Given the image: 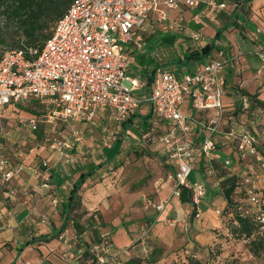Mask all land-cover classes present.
<instances>
[{
	"label": "built area",
	"instance_id": "1",
	"mask_svg": "<svg viewBox=\"0 0 264 264\" xmlns=\"http://www.w3.org/2000/svg\"><path fill=\"white\" fill-rule=\"evenodd\" d=\"M202 1L205 0H74L37 57H28V53L37 54L33 49L0 48V186L35 170L4 154L3 111L10 103L20 106L39 100L48 104L44 116L20 120L33 130L41 122H67L82 117L90 120L102 109H110L116 121L124 122L143 103H148L154 120L162 126L157 151L168 169L167 181L172 183L170 197L180 198L184 189L189 190L195 216L199 218L208 185L190 177L198 164L207 178L216 176L215 162L221 161L230 169L227 176L236 175V191L245 194L250 207L245 213L251 208L257 210L264 229L263 194L251 185L249 176L256 162L264 166V130L259 126L264 125V120L259 123L260 105L247 95H240L239 106L231 104L230 113L225 105L223 71L233 57H226L221 51L218 58L180 73L160 67L144 94L140 93L144 83L132 73L134 56L129 47L134 43L138 49L143 48L142 31L152 13L157 11L160 21H168L169 12L196 8ZM211 2L212 7H225L224 3ZM259 31H251L250 38L257 40ZM191 38L199 43L205 40V35L197 30ZM257 54L264 67L263 46ZM187 99L193 111L190 115L181 110ZM237 107L239 115L234 114ZM240 115L253 117L261 131L247 130ZM149 135L147 132L144 137ZM81 139L80 133L74 131L71 139H54L50 147L59 156V162L62 158L72 162L75 160L72 151ZM224 148L236 154V161L222 157L220 150ZM244 165L248 171L237 176V170ZM42 166L44 173L55 168L47 167L46 161ZM41 177L42 186L50 188V176ZM217 180L220 184L221 179ZM51 200L55 208L62 201L58 196ZM167 203L166 200L153 206L162 212ZM216 213L220 215L222 211L218 209ZM88 249L91 254L88 264H128L127 259L121 258L130 255L128 248H117L105 233L89 242Z\"/></svg>",
	"mask_w": 264,
	"mask_h": 264
},
{
	"label": "rangeland",
	"instance_id": "2",
	"mask_svg": "<svg viewBox=\"0 0 264 264\" xmlns=\"http://www.w3.org/2000/svg\"><path fill=\"white\" fill-rule=\"evenodd\" d=\"M219 2V0H214L216 4H219ZM189 9L183 8L177 18L178 20L173 19L172 21H160L159 12L155 11L152 13L151 21L145 26V30L148 33L155 31L166 32V29L171 25L172 27L168 28L169 33L179 35L174 44L170 46L162 45L161 48L153 52L156 59L166 60L170 57H178L183 54L184 48L187 50L191 44L195 43L193 47L200 48L203 43L211 41L207 36L216 33L215 26L204 29V35L207 36H205L204 41L199 43L194 42L187 35H192L194 31L198 30V27L194 24L191 27H187V22L190 21V18H186L184 12ZM239 16L244 17L241 10H239ZM7 23L6 17L1 15L0 33L14 29V25H7ZM248 24L249 27L253 26L250 22ZM235 29H232L231 32ZM235 37L243 51L253 50V43L242 38L240 33L235 34ZM169 53H171V56H169ZM244 56H248V54ZM249 57L251 58V63H249L251 68L247 70L250 71L248 75L251 76L253 81L262 80L264 78V67H262L260 59L253 52L249 53ZM257 71L260 75L257 74ZM234 81L235 77H229L228 86L231 87ZM250 87L254 88L253 82H251ZM254 94H259L264 100V86L261 87L260 92L258 91ZM228 98L229 96L225 95L224 102ZM31 101L25 105H20L21 107L10 103L3 111V118H6L3 122L5 129V138L3 139L4 154L10 156L13 161H23L34 169L43 168V162L46 161L47 167H58L59 170L68 172L71 166L83 165L87 167L90 164L103 162L117 154L113 160L105 161L104 166L87 183L88 186L86 188L94 185L96 188L99 186L98 184L102 183L103 187H107V189H104L107 191L101 198L99 205L94 208L91 207V210L85 209V213L80 218L85 244L98 240V236L105 233L109 237L112 236L116 243H122L125 246L120 248H128L130 251L128 257L140 259L141 264H161V253L160 255L155 253L158 257L157 259L160 258L158 262H148L149 256L155 252L154 249L158 248V250H161V247L162 252L164 250L163 258H166L165 264H186L185 259L186 255H188V249H191L192 253H196L198 258L206 264H264V256H257L251 252L249 247L250 239L235 237L229 232L221 203L223 201L224 188L221 187V182L218 185L214 183L215 180L220 178L222 171H219L216 177L210 176L209 179H206V176H204V179L200 171H193L190 177L193 181L204 179L203 181L207 182L208 192L202 200L201 210L205 212L208 208H212L215 211L218 209L222 211L220 215L216 213L223 221L222 227L212 230L217 234L220 241L215 240L208 247V250L203 246L189 248L186 243H179V241L170 246L168 242L159 238L155 230L154 220L148 218L150 211H154L156 215L159 213V210H155L154 203L166 200L169 202L174 197H170L171 191L169 188L167 196L159 199L160 193L167 186L166 175L168 169L161 157L156 153L159 147L157 139L155 141H144L142 119L135 118L129 129L125 130L123 122L116 121L111 111L102 109L96 117L90 120L82 117L67 122H41L38 129L33 130L22 124L20 120H26L33 115L44 116L48 104L45 101H40L39 105H33ZM259 104L261 105V111L258 115L260 123L264 120V103ZM140 110L141 114L148 113V105H143ZM181 110L189 115L193 113L189 99L182 105ZM252 118L250 116L244 122L247 130H251L252 123L256 125ZM259 126L264 130V125L259 124ZM74 131H78L82 137L81 141L78 142L77 149L74 148L72 151L75 160L67 162L65 158H62L59 162V156L54 153L50 145L54 139H71ZM118 146L119 151L116 153ZM262 148L264 154V147ZM30 157H33V163L30 161ZM246 165L237 170L239 172L237 176L248 171ZM249 176L252 177V186L257 189H264L262 184H260L261 186L259 185L260 180L264 182V166L256 162L255 168ZM69 177L71 176L69 175ZM22 178H14L4 186H0V189L2 192H10V196L16 195V187ZM241 179H243L242 176ZM86 188H84V192L87 190ZM47 194H51V192L49 191ZM21 195L25 196V194ZM234 198H240L244 201L245 196L241 192H235ZM85 201L87 203V199ZM177 203V199L175 203L171 202L168 205V209L158 214V217L164 221L167 211L174 207L180 209L181 206ZM243 205L249 208V204L246 201L243 202ZM189 209L192 213L193 206H190ZM166 224L173 230L166 233L171 236L172 240L183 238L187 235V231L182 228L184 224L181 227L178 224H174L173 221ZM224 229L229 234H224ZM262 232L263 230L260 229V233ZM80 250L79 261L81 264H87V257L84 254L85 248L82 246ZM69 252L75 254L74 248H71ZM71 257L70 264H77L76 256ZM63 259L67 260L66 257ZM46 264L53 263L46 262Z\"/></svg>",
	"mask_w": 264,
	"mask_h": 264
},
{
	"label": "crops",
	"instance_id": "3",
	"mask_svg": "<svg viewBox=\"0 0 264 264\" xmlns=\"http://www.w3.org/2000/svg\"><path fill=\"white\" fill-rule=\"evenodd\" d=\"M219 1V4L224 3L225 7H212L210 4L211 0H205L202 1L198 7L190 8L184 13L186 18H190V21L187 22V27H191V25L194 24L198 27L199 31L203 32V34L204 29L210 28V26H215L216 32L224 29L222 38L217 40V48L204 60V62L213 58H218L221 51L224 52L226 57H233V59H230L226 64L223 71V75L226 79L225 95L229 96L225 105L230 113L232 103L236 106L239 105L238 100L240 94L237 93L239 89L254 94L258 91L260 92L261 87L264 86V78L262 80L253 81L251 76L248 75V72L250 71H247L251 68L249 65V63H251L249 53H255V56L260 59L257 52L261 46L264 47V0H253L245 9L237 8L229 0ZM239 10L243 12L244 17L239 16ZM180 13L181 11L176 10L169 12V20L172 21L173 19H177L178 16H180ZM235 20L238 21V27L224 28L227 23ZM248 22L252 23L253 26L249 27ZM232 29H235V32H231ZM258 30H260L257 33L258 39L252 40L250 38V32ZM237 33H240L245 40H249L253 43V50L243 51L241 49V46L235 37V34ZM215 34L205 36L212 41ZM187 35L191 37L190 34ZM194 45L195 43L190 46ZM247 54L248 56H244ZM203 63H195L190 69L201 67ZM245 69L246 71H244ZM257 74L260 75L258 71ZM229 77H235V81L231 87L228 86ZM251 82L254 83V88L250 87ZM257 98L262 101V104L264 103V100L259 95ZM257 103L260 105L259 102ZM103 110L111 111L110 109ZM238 113L239 110L237 107L234 114L239 115L240 113ZM241 117L243 118V123L249 119L246 115H240L239 118ZM250 129L251 131L258 132L261 128L252 123ZM156 153L158 154L157 150ZM220 153L222 154V157H232L234 158V161L237 159L236 154L229 148L220 150ZM30 158V161L33 163V157ZM220 162L221 161L215 162L217 171L219 172L222 169H226L228 172L230 169L225 168ZM54 169L67 178L65 184L61 187H58L51 180L50 189L42 186L43 180L41 175L44 174L48 177L50 174L49 172L44 173L43 168H37L35 170H28L19 177L23 178L20 179V183L16 187V195L10 196L8 192H2L0 189V264H46V262H51L53 264H70L71 256H76L77 264H81L79 261V252L81 251L80 249H82V246L85 248V237L82 233L80 234L76 232L72 220L67 221L66 212H63L62 208L65 196L70 191L73 182L78 178L79 172H73L75 166H71L68 172L59 170L58 167H55ZM195 171H200L202 177L205 179L204 176H206V173L200 168L199 164ZM69 175L71 177H69ZM206 179L209 178L206 177ZM214 183L218 185V180H215ZM260 184L264 186L263 180L259 181V185ZM98 185L99 186L96 188L95 185L90 188L85 187L87 189L85 192L84 189L80 191L82 200L81 210H91V207L94 208L99 205L102 200L101 198L107 191L104 189H107V187H103L102 183ZM166 185L167 186H165L164 190L160 193L159 199H163L167 196L169 188L171 191L172 184L167 182ZM49 191L51 194H47ZM26 193L28 194L26 195ZM215 193L214 195L217 196ZM21 194H25V196H22ZM54 196L61 197L62 200L57 208L52 204L51 199ZM175 198L176 197L166 204L164 211L168 209V205L171 202L175 203L176 199L178 201L177 204L181 207L180 209L174 207L167 211V216L164 221L158 217V214L161 212L157 215L154 211L148 213V218L154 220L155 230L160 239L168 242L170 246L179 241V243H186L189 248L203 246L207 250L215 240L220 241L217 234L212 231L222 227L223 224L222 219L218 217L215 209L208 208L205 212L202 211L199 218L196 216L192 217V213L189 209L192 204L182 203L180 198ZM222 198V209H224L227 206V200L223 196ZM86 199L87 203L85 201ZM43 219H45V221H43ZM170 220H175L176 224L180 227L184 224V227L182 226V228L187 231V235L183 238L172 240L171 236L166 234L168 231H173L171 227L166 224ZM65 222L67 225L63 228L62 226ZM225 229L223 230V233L229 234L226 233ZM110 238L114 241L117 248L125 247L122 243H116L112 236ZM71 248H74L75 254L69 252ZM64 257L67 258L66 261L63 259ZM121 258L130 260V257L127 255H122ZM165 262L166 258H162L161 264H165Z\"/></svg>",
	"mask_w": 264,
	"mask_h": 264
},
{
	"label": "trees",
	"instance_id": "4",
	"mask_svg": "<svg viewBox=\"0 0 264 264\" xmlns=\"http://www.w3.org/2000/svg\"><path fill=\"white\" fill-rule=\"evenodd\" d=\"M74 0H0V16L4 15L7 20V25H14L12 31L6 30L4 33H0V48L6 49H33L37 51V54L32 56L28 53L29 58H35L44 48L46 41L52 36L54 28L58 20L67 12L68 8ZM237 8L245 9L248 4L253 0H229ZM151 21L148 19V22ZM238 21L229 22L225 25V29L230 27H238ZM223 30L216 32L213 40L204 43L200 48L189 46L187 50L184 48V52L181 56L170 57L166 60L156 59L153 52L162 45H172L176 42L178 34H170L169 31L162 32L155 31L148 33L147 30L142 31L144 38V46L142 49H138L133 43L129 47V52L134 56L132 63V73L141 79L144 83L141 89V94L147 93L148 89L153 83L157 69L160 67H167L177 73L182 72L184 69H190L193 64H201L204 60L212 54L217 48V40L222 38ZM171 56V53H169ZM240 95H247L253 99V101L262 103L258 100L259 94H251L248 91L239 89L237 91ZM33 105H39L40 101H31ZM148 103H143L138 109L133 111L128 119L123 122L124 129L127 130L133 124L135 118H140L143 121V138L144 141H150L157 139L161 133L162 126L154 120V116L150 106L148 105V113L141 114L140 108ZM239 106V105H238ZM238 112V111H237ZM236 112V113H237ZM156 128V131L152 129ZM150 132V135L146 138L144 134ZM118 149L115 151L116 153ZM117 154L109 159L113 160ZM105 161L98 164H90L87 167L83 165L75 166L73 169L75 173L79 172L78 178L73 182L70 191L65 196L62 203L63 212H66L67 221L72 220L73 226L77 233H82L83 227L80 225V218L85 213L81 210L82 200L80 191L83 190L90 182L97 172L104 166ZM50 174V180L55 183L58 187L65 184L67 178L62 176L56 169H47ZM221 187L224 188L223 196L227 200V206L223 209V215L225 216L226 222L228 223L229 232L235 237L250 239L249 247L251 252L257 256H264V229L263 224L259 220V213L257 210H251L245 213L247 207H244L243 202L245 199L234 198L236 191V175L227 176V170L222 169ZM223 176V177H222ZM257 191L263 194V204L261 209L264 211V189H257ZM239 193V192H237ZM243 193V192H241ZM245 196V194L243 193ZM241 197V196H240ZM180 201L182 203H191V192L184 189ZM250 208V207H249ZM196 211H192V217H195ZM67 225L65 222L63 228ZM227 228V229H228ZM260 229L263 230L260 233ZM99 237V236H98ZM87 244V243H86ZM85 244V245H86ZM89 243L85 246L84 254L87 257V264L91 261V254L88 249ZM155 252L148 258V262L156 263L159 261L155 255L161 253V259L163 258L162 247L161 250L158 248L154 249ZM185 263L186 264H206L198 258L196 253H192L191 249L187 250ZM141 264L140 259L128 260V264Z\"/></svg>",
	"mask_w": 264,
	"mask_h": 264
}]
</instances>
